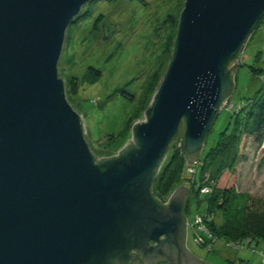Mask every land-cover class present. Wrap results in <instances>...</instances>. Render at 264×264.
Instances as JSON below:
<instances>
[{
  "label": "water",
  "instance_id": "95a60500",
  "mask_svg": "<svg viewBox=\"0 0 264 264\" xmlns=\"http://www.w3.org/2000/svg\"><path fill=\"white\" fill-rule=\"evenodd\" d=\"M89 1L0 0V264H209L185 245L189 189L162 203L152 186L181 124L198 162L264 0H185L144 119L110 158L93 155L59 76Z\"/></svg>",
  "mask_w": 264,
  "mask_h": 264
},
{
  "label": "rangeland",
  "instance_id": "374dc122",
  "mask_svg": "<svg viewBox=\"0 0 264 264\" xmlns=\"http://www.w3.org/2000/svg\"><path fill=\"white\" fill-rule=\"evenodd\" d=\"M184 2L91 0L69 25L58 62L59 76L64 79L67 100L82 116L93 155L110 158L132 140V126L144 119L170 60ZM251 67H264V16L239 57L234 96L217 114L204 153L211 151L216 141L224 143L231 136L243 105L241 98L260 87L259 78L249 71ZM74 81L76 93L71 90ZM183 133L181 124L166 156L168 160L176 148L177 159L164 180L153 184L152 192L166 203L180 185L189 189L184 213L186 230L189 228L187 250L209 264H264V230L262 242L254 243L257 237L239 232L231 236L226 227L243 229L255 223L264 228V134L257 142L240 133L236 160L225 172L230 173L227 183L221 185L208 171L196 173V165L182 161ZM219 187L229 188L228 193L241 196L245 202L234 209L216 211L211 226L209 197ZM223 228L228 235L220 233Z\"/></svg>",
  "mask_w": 264,
  "mask_h": 264
},
{
  "label": "trees",
  "instance_id": "16d2710c",
  "mask_svg": "<svg viewBox=\"0 0 264 264\" xmlns=\"http://www.w3.org/2000/svg\"><path fill=\"white\" fill-rule=\"evenodd\" d=\"M80 16H78V18ZM249 71L259 78V80L261 81L260 87L250 93L249 96L247 95L242 98L240 97L243 105L240 107V111L235 117L233 128L230 132L231 136L226 137V141L224 143H219L216 141V144L215 146H212L211 151L207 150L206 153H204L203 149L200 154L199 164L195 166L196 173H203L206 170L214 177V179H216L217 182L219 181V184L221 185H225L224 183H227L226 181L229 179L230 173L228 172L226 174L225 172L227 168L233 166L236 160L238 150V146L236 144L239 142L238 137L240 133L244 132L246 136L252 137L257 142L260 141L264 134V67H251L249 68ZM75 84L76 81H74L71 86V90L74 93H76ZM232 96H234V94ZM242 129L244 130L242 131ZM226 134L228 133L226 132ZM127 147L128 146H126L124 149H126ZM171 151L172 152L170 153V158L168 160L167 158L165 159L157 175L155 176L154 183L159 184L160 182H162L166 175L165 172L168 170L171 164L176 161V148H172ZM185 160L186 157L183 154L182 161ZM195 192H197V190ZM228 192L229 188L219 187L217 190L213 191V193L209 197V205L207 209L212 216V221L209 222L211 226L212 224H214L213 216L215 215L216 211L225 210V208L234 209L244 204L245 201L241 196L237 194L231 195ZM155 198L159 200L156 196ZM186 206L187 202L185 205L184 213L186 211ZM226 227L231 230L229 233L231 236H234L236 232H239L238 234H240L241 236H245L246 234L249 236L257 237V239L254 240V243H259L260 241L262 242V238H260V236L262 234L261 231L264 230L263 225L248 223L247 227H244L243 229L238 228L240 230L229 225H226ZM226 232L227 231L225 230V228H223L222 232L220 233L226 234ZM226 235H228V233Z\"/></svg>",
  "mask_w": 264,
  "mask_h": 264
},
{
  "label": "built area",
  "instance_id": "2783aa9c",
  "mask_svg": "<svg viewBox=\"0 0 264 264\" xmlns=\"http://www.w3.org/2000/svg\"><path fill=\"white\" fill-rule=\"evenodd\" d=\"M199 164V160H198V162H196L195 164H193V165H198ZM188 165H190V164H188ZM193 165H190V166H193ZM192 222V221H191ZM186 225H187V221H186ZM189 226V225H188ZM188 230H189V228H188ZM188 230H186V234H187V232H188ZM192 234L194 235V232H192ZM207 236V238H210V236H208V235H206ZM195 241V240H194Z\"/></svg>",
  "mask_w": 264,
  "mask_h": 264
},
{
  "label": "flooded vegetation",
  "instance_id": "af4514ba",
  "mask_svg": "<svg viewBox=\"0 0 264 264\" xmlns=\"http://www.w3.org/2000/svg\"><path fill=\"white\" fill-rule=\"evenodd\" d=\"M187 208V207H186ZM142 264H144V263H142ZM156 264H164V263H156Z\"/></svg>",
  "mask_w": 264,
  "mask_h": 264
},
{
  "label": "crops",
  "instance_id": "0c3cea01",
  "mask_svg": "<svg viewBox=\"0 0 264 264\" xmlns=\"http://www.w3.org/2000/svg\"><path fill=\"white\" fill-rule=\"evenodd\" d=\"M196 257V256H195ZM197 258V257H196ZM199 259V258H198ZM201 260V259H200Z\"/></svg>",
  "mask_w": 264,
  "mask_h": 264
}]
</instances>
